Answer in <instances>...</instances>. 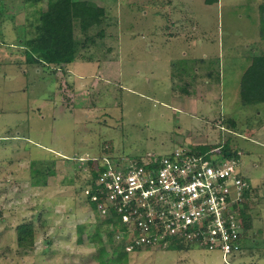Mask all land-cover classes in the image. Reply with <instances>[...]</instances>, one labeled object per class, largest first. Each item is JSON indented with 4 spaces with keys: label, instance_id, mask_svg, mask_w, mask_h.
Instances as JSON below:
<instances>
[{
    "label": "rangeland",
    "instance_id": "rangeland-1",
    "mask_svg": "<svg viewBox=\"0 0 264 264\" xmlns=\"http://www.w3.org/2000/svg\"><path fill=\"white\" fill-rule=\"evenodd\" d=\"M94 1L106 10L105 36L86 41L65 72L26 61L29 22L46 2L0 0V264H100L89 238L107 216L89 192L105 159L141 162L180 148L210 158L223 146L254 194L243 195L250 228L241 249L127 251L130 237L115 223L112 244L103 233L107 263L264 264V102L244 105L239 91L251 58L264 55V0ZM24 222L34 226L30 248L18 245Z\"/></svg>",
    "mask_w": 264,
    "mask_h": 264
},
{
    "label": "built area",
    "instance_id": "built-area-1",
    "mask_svg": "<svg viewBox=\"0 0 264 264\" xmlns=\"http://www.w3.org/2000/svg\"><path fill=\"white\" fill-rule=\"evenodd\" d=\"M215 148L210 150L214 152ZM141 162H109L99 170L91 201L115 215L130 251L170 240L224 255L241 249L243 195L249 183L236 157L194 155L184 148ZM233 264V263H230Z\"/></svg>",
    "mask_w": 264,
    "mask_h": 264
},
{
    "label": "trees",
    "instance_id": "trees-1",
    "mask_svg": "<svg viewBox=\"0 0 264 264\" xmlns=\"http://www.w3.org/2000/svg\"><path fill=\"white\" fill-rule=\"evenodd\" d=\"M26 1L32 4L40 1L46 2L45 8L39 6L35 10L33 21L29 22L31 30L26 31L30 33V36L26 38L23 47L25 48L26 61L30 64L44 63L55 65L67 72V65L79 57V53L82 47L86 45V41H89V43L95 42L96 36L99 38L105 36L103 26L106 21V10L104 6L97 4L94 0ZM203 1L207 5L219 3V0ZM259 8L260 18L264 22V1L260 3ZM92 29L97 30L95 35H90ZM260 34L261 39L264 41V24L261 27ZM81 35H84V39H82ZM240 96L244 105L264 102V55L257 54L251 58L250 65L245 69L241 79ZM231 122L233 123V128H236V122L233 118ZM205 152L206 154L211 153L208 150ZM221 152L223 156H233L232 151L226 149L225 146L222 147ZM228 152L230 153L229 155ZM192 154L202 155L201 151ZM88 164L93 165V161L89 159ZM104 167L105 165H101L99 170L104 169ZM98 173L93 176H98ZM245 190L246 193L252 191L250 185ZM94 193L95 190L93 189L92 192H89V197ZM90 204L96 210V203L91 201ZM244 209L242 210L241 219L245 234L248 233L247 229L250 228V218ZM119 221L115 215L105 217L96 227L95 234H92L89 238V240L97 242L99 246L100 264H108L106 260V244H112L113 226H115V223L118 224ZM79 229L83 230L84 226ZM103 233L107 235L106 244L103 240V236H105ZM17 240L20 247L30 248L34 246V226L31 222H24L17 226ZM123 242L117 248H124L126 244ZM182 244V242L170 240L168 246L181 248L183 247Z\"/></svg>",
    "mask_w": 264,
    "mask_h": 264
},
{
    "label": "crops",
    "instance_id": "crops-1",
    "mask_svg": "<svg viewBox=\"0 0 264 264\" xmlns=\"http://www.w3.org/2000/svg\"><path fill=\"white\" fill-rule=\"evenodd\" d=\"M217 4H218V3H217ZM209 6H211V5H209ZM249 65H250V61H249V64L247 65V67H248ZM247 67H246V68H247ZM246 68H245V69H246ZM244 71H245V70H244ZM244 71H243V73H242V76H243V74H244ZM239 91H240V90H239ZM187 94H189V93H187ZM193 100H194V99H193ZM263 125H264L263 122H259V124L257 125V129H260L259 132H258L259 137H261L260 134H264V127H263ZM236 126H238V125H236ZM237 129H238V128H237ZM253 129H254V128H253ZM239 131H240V130H238V131H237V130H233V129L230 130V132H234V133L239 132ZM254 133H255V130H254ZM256 133H257V131H256ZM250 193H251V195H250L251 197L254 196V194H253L252 191H250Z\"/></svg>",
    "mask_w": 264,
    "mask_h": 264
},
{
    "label": "water",
    "instance_id": "water-1",
    "mask_svg": "<svg viewBox=\"0 0 264 264\" xmlns=\"http://www.w3.org/2000/svg\"><path fill=\"white\" fill-rule=\"evenodd\" d=\"M230 153L228 152V155H229Z\"/></svg>",
    "mask_w": 264,
    "mask_h": 264
}]
</instances>
